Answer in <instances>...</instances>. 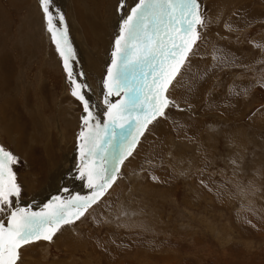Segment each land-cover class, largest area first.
Here are the masks:
<instances>
[{
  "label": "rangeland",
  "instance_id": "1",
  "mask_svg": "<svg viewBox=\"0 0 264 264\" xmlns=\"http://www.w3.org/2000/svg\"><path fill=\"white\" fill-rule=\"evenodd\" d=\"M199 1L205 23L180 81L166 93L169 116L148 126L158 123L153 131L162 135L150 142L146 129L132 155L117 164L129 130L117 132L108 160L96 161L109 174L118 166L111 187L51 242L22 247L17 264H264V0ZM120 2L51 0L49 6L77 53L71 65L88 86L90 110L104 120L103 84L119 34L114 20L121 10L125 19L138 0H122L124 10ZM47 28L40 0H0V146L16 157L11 169L20 187L0 211L5 224L17 208L40 212L53 201L92 194L77 146L85 112L69 91ZM220 43L224 56L228 49L226 64L207 74L211 49ZM98 61L93 84L84 67ZM122 98L113 94L108 102ZM179 116L181 126L173 121ZM180 127L191 133L182 135ZM57 169L61 178L46 190ZM34 195L37 204L28 205Z\"/></svg>",
  "mask_w": 264,
  "mask_h": 264
},
{
  "label": "snow or ice",
  "instance_id": "2",
  "mask_svg": "<svg viewBox=\"0 0 264 264\" xmlns=\"http://www.w3.org/2000/svg\"><path fill=\"white\" fill-rule=\"evenodd\" d=\"M50 3L51 0H40L47 30L63 62L71 95L87 113L81 118L79 149L81 174L87 176L92 194L63 203L53 201L40 212L23 208L11 211L6 224L0 222V264H17L19 250L27 244L40 240L51 242L62 226L79 220L111 187L118 166L109 174L107 165L98 168L96 161H107L117 132L123 134L129 130V138L121 144L117 159V164L123 163L132 155L148 125L165 116V110L173 103L166 93L193 53L200 39L198 29L205 23L198 0H138L120 24L115 39L104 80L107 113L101 127L100 123H91L95 117L85 98L88 86L78 82L74 75L71 61L75 54L68 32L53 24ZM59 22L64 24L63 16ZM121 93L123 98L119 102H108L109 96ZM14 163L16 157L0 146V211L12 203L11 197L20 194L11 169Z\"/></svg>",
  "mask_w": 264,
  "mask_h": 264
},
{
  "label": "bare ground",
  "instance_id": "3",
  "mask_svg": "<svg viewBox=\"0 0 264 264\" xmlns=\"http://www.w3.org/2000/svg\"><path fill=\"white\" fill-rule=\"evenodd\" d=\"M129 0H123V5L124 4H127V2H128ZM132 1V0H131ZM198 2H199V4H201L200 3V1L198 0ZM121 3H122V0H121V2H120V5H121ZM51 5V4H50ZM201 6V5H200ZM134 7V6H133ZM123 8V10H124V6L122 7ZM238 8V7H237ZM201 9H202V7H201ZM240 10V9H239ZM52 12V11H51ZM119 13H118V15L120 16V18L122 17L121 16V14L123 13V11L121 10V11H118ZM237 12H238V10H237ZM237 12H236V14H237ZM258 13V12H257ZM55 14V13H54ZM238 14H240L239 12H238ZM237 14V15H238ZM75 16H77V15H75ZM119 16H118V18H116L115 20H114V22L115 23H117V26L119 27ZM78 17V16H77ZM239 17H240V15H239ZM238 17V18H239ZM81 18V17H80ZM235 18H236V16H235ZM88 19V18H87ZM123 18H121L120 19V21L122 20ZM233 19V18H232ZM239 20V19H238ZM55 21V20H54ZM78 21H79V18H78ZM86 21V20H85ZM113 22V23H114ZM79 23V22H78ZM82 23V22H81ZM83 23H84V21H83ZM88 24V23H87ZM121 24V23H120ZM240 25V24H239ZM86 26V25H85ZM233 26V25H232ZM76 27H78V24H77V26ZM88 27V26H87ZM229 27V26H228ZM68 28V27H67ZM86 28V27H85ZM230 28V27H229ZM233 28V27H232ZM235 28V27H234ZM89 30V29H88ZM83 31H85L84 29H83ZM115 31V30H114ZM90 32V31H89ZM88 32V33H89ZM72 33V32H71ZM91 33V32H90ZM118 34V33H117ZM93 36V35H92ZM74 38V37H73ZM78 37H76V39H77ZM80 38V37H79ZM83 39V38H82ZM81 41V40H80ZM209 42V41H208ZM78 43V42H77ZM75 44V43H74ZM76 47V46H75ZM78 49V48H77ZM112 49V48H111ZM194 50V49H193ZM204 50V49H203ZM234 50V49H233ZM75 51V50H74ZM109 51V50H108ZM225 51V48H223V44H219V47H218V49L217 48H213V49H211V52L213 53V56H214V58H215V60H214V62L212 63V65L210 66V69L209 70H207L206 72H207V74H210V72L211 73H213V70L214 69H216V70H218V69H220L222 66L224 67L225 66V64H223V58H226V56H228V54H227V52H228V49H227V51H226V56H224L223 55V52ZM235 51L237 52V54L235 55V56H233V57H231L230 58V63H232V62H234L235 63V60H236V57L238 56V51L235 49ZM81 52V51H80ZM78 53H79V51H78ZM108 53V52H107ZM75 54H77V53H75ZM110 54H112L111 52H110ZM8 56V55H7ZM77 56V55H76ZM79 56V55H78ZM107 56V55H106ZM6 57V56H5ZM9 58V57H8ZM7 58V59H8ZM108 58V57H107ZM228 58V57H227ZM240 58V57H239ZM229 59V58H228ZM75 60V59H74ZM79 60H81V59H79ZM4 61H5V58H4ZM105 61V60H104ZM6 62V61H5ZM14 62V61H13ZM189 62V61H188ZM188 62H186V64L188 63ZM238 62H240V60L239 61H237L236 63H238ZM8 63V62H7ZM9 63H11V61L9 60ZM103 63V62H102ZM105 63V62H104ZM190 63H191V61H190ZM2 64V63H1ZM4 64V63H3ZM12 64H14V63H12ZM16 64V63H15ZM81 64V63H80ZM189 64V63H188ZM5 65V64H4ZM82 65V64H81ZM80 65V66H81ZM106 65V64H105ZM12 66V65H11ZM16 66V65H15ZM15 66H14V69L12 68V70L13 71H15ZM100 66H101V62L100 61H98V62H87L86 63V65H85V70H86V73H87V75L90 77V79H91V81H93V84L97 81V79H98V77H99V74H100ZM104 66V65H103ZM108 66V65H107ZM2 67H3V65H2ZM74 67V66H73ZM83 67H82V70H83ZM4 68V67H3ZM8 69H9V67H7ZM6 68V69H7ZM78 69H80V68H78ZM101 69H102V67H101ZM4 70H5V68H4ZM11 70V71H12ZM85 70H83V72L85 71ZM104 70V69H103ZM1 71V70H0ZM7 71V70H6ZM10 71V70H9ZM12 71V72H13ZM105 71V70H104ZM194 71H195V68L193 69V72H192V70H191V72H192V74L194 73ZM2 72V71H1ZM5 72V71H4ZM3 73V72H2ZM9 73V72H8ZM78 73V72H77ZM6 75H7V73H5ZM13 74V73H12ZM85 74V73H84ZM14 75V74H13ZM186 75V74H185ZM76 76V75H75ZM79 76V75H78ZM83 77V76H82ZM80 78V77H79ZM180 79H181V73L178 75V77H176V79L174 80V82L172 83V85H171V87L169 88V90L171 91V90H173V88H174V86H175V84H177L178 83V81H180ZM82 80V79H81ZM95 81V82H94ZM91 83H88V85H90ZM93 84H91V85H93ZM99 84V83H98ZM104 85V84H103ZM190 85L191 84H189L188 83V87H190ZM68 86L70 87V85H69V83H68ZM102 86V85H101ZM98 87H99V85H98ZM103 87V86H102ZM91 88V87H90ZM88 89V88H87ZM93 90V89H92ZM175 90V89H174ZM70 92H71V90H69ZM89 93V92H88ZM181 93V92H180ZM99 96V95H98ZM97 96V97H98ZM86 97V96H85ZM102 97H104V96H102ZM111 97H112V95H111ZM88 98V97H87ZM97 100V99H96ZM89 101V100H88ZM91 103V102H90ZM89 103V104H90ZM91 105V104H90ZM93 105V104H92ZM97 105V104H96ZM100 108H101V106H100ZM97 109V108H96ZM92 110H93V108H92ZM91 111V110H90ZM4 112V111H3ZM92 112V114H93V116L95 117V119L93 120V124H95V123H100L101 124V127L103 126V123H104V119H103V117L100 115V118H97V116H96V114H95V112H93V111H91ZM104 112V111H103ZM165 112H166V115H168L169 116V113L170 112H167L166 110H165ZM97 113V112H96ZM107 113V112H106ZM87 115V113H85L83 116H86ZM4 116V115H3ZM180 117V116H179ZM4 118V117H3ZM178 118V117H177ZM174 123H176V124H179V123H181L182 122V117H180V118H178L177 120L174 118ZM185 123V122H184ZM155 124H157V125H155L154 126V124H153V126L151 125L150 126V128H147V129H149V132L151 131V135L149 136L148 135V137H147V140L148 141H150V140H155L154 138H156V139H158L159 137H160V135H162V133H156L157 134V136H155V132L153 131L154 129H156L157 127H158V123H155ZM150 125V124H149ZM148 125V126H149ZM180 126H181V124H179ZM153 127V128H152ZM82 130V123H81V127H80V131ZM191 131V128L189 129V130H185V129H183L182 127H180V129H179V132L182 134V135H186V133L189 135V133H191L190 132ZM193 131V130H192ZM193 133V132H192ZM192 135V134H191ZM78 144H77V146H78V148H79V144L81 143V141L78 139ZM151 142V141H150ZM69 154V153H68ZM71 154V153H70ZM69 154V155H70ZM69 155H65V158L63 159V163H62V168L66 165V157L67 156H69ZM32 157V159H39V157H37V156H35V157H33V155L31 156ZM75 158V157H74ZM73 159V158H72ZM74 160H76V159H74ZM57 171V173L56 174H53V175H51V177H50V180L48 181V183H46V187H45V189L46 190H50L51 189V187H52V185H54V183H53V181L54 180H58V179H60L61 177L59 176L60 175V170H56ZM58 183V182H57ZM31 193V192H30ZM33 193V192H32ZM31 196V195H30ZM37 198H38V195H34V196H32L31 198H30V200H29V202L27 203L28 205H30V203H36L37 204ZM28 207V206H27ZM32 209L34 210V209H36V206H33L32 207ZM94 253V252H93ZM114 254V253H113ZM32 260V259H31ZM31 262V261H30Z\"/></svg>",
  "mask_w": 264,
  "mask_h": 264
}]
</instances>
